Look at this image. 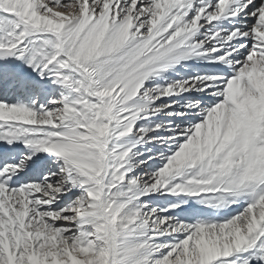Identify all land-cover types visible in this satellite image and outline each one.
<instances>
[{"label":"snow or ice","instance_id":"obj_1","mask_svg":"<svg viewBox=\"0 0 264 264\" xmlns=\"http://www.w3.org/2000/svg\"><path fill=\"white\" fill-rule=\"evenodd\" d=\"M0 264H264V0H0Z\"/></svg>","mask_w":264,"mask_h":264}]
</instances>
